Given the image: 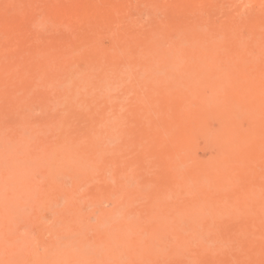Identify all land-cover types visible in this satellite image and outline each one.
Listing matches in <instances>:
<instances>
[{
    "label": "bare ground",
    "instance_id": "1",
    "mask_svg": "<svg viewBox=\"0 0 264 264\" xmlns=\"http://www.w3.org/2000/svg\"><path fill=\"white\" fill-rule=\"evenodd\" d=\"M39 1L0 0V264H264V0H248L256 9L247 12L229 7L219 23L185 14L211 0ZM133 3L149 10L147 26L131 19ZM51 27L67 32L57 38ZM132 72L160 180L171 181L155 187L146 216L118 201L108 171L103 189L86 192ZM58 106L92 121L73 135ZM211 115L222 124L220 153L199 164L191 142Z\"/></svg>",
    "mask_w": 264,
    "mask_h": 264
},
{
    "label": "rangeland",
    "instance_id": "2",
    "mask_svg": "<svg viewBox=\"0 0 264 264\" xmlns=\"http://www.w3.org/2000/svg\"><path fill=\"white\" fill-rule=\"evenodd\" d=\"M160 1H164V0H160ZM233 1L234 0H211V2L206 3L205 5L195 6L194 7L195 9H190L189 12L185 14L188 15L194 11L201 10L202 12L206 13L207 16L206 15L205 16L208 20L219 23L221 19L225 18L226 14L229 12L232 11L247 12L248 10H252L254 8L256 9L255 5L248 0H244L243 8L236 6L233 3ZM142 7L143 6H138L137 3L131 4L129 9L131 14V19L139 23L140 26L141 25L147 26V24L150 21L149 20L150 13L148 9H144V7L143 8ZM229 7L231 11H229ZM156 13L155 14L157 15L156 16L157 19L164 20V19H168V17H171L169 12L164 13L162 11H157ZM174 18L181 19L183 18V14L176 13L174 14ZM183 19H186V17H184ZM21 25L22 28L25 29V31L27 32L34 31V26L31 25L30 22H26V23L24 22V24L22 22ZM85 25L86 24L81 25V28L83 26L82 30L84 29ZM47 29H48L47 32L50 33L51 36L56 34L57 38H63L65 36L63 35V32L64 34L67 32V31L65 32V30L62 32V30L60 29V32L57 33V31H59V28L56 31L55 29L57 28L55 29L47 28ZM86 31H88L87 33L85 32L86 34L90 33V30L86 29ZM243 32L246 34L247 30L244 29ZM95 34H96L95 32L93 33L91 32V35H95ZM171 34L173 35L174 33ZM110 36L111 35L108 36V34L106 35V33L101 34L100 35L101 43L102 44L105 43L104 45L109 46L113 42V36L111 37ZM22 40H21V44H24V39ZM17 49L10 48V50L8 49L9 52L7 50V54L14 55V53L15 54L18 53ZM128 68L132 69L131 67ZM133 73L134 72H132L131 75L124 76V78L129 80L125 86L128 87L129 84V87L131 86L130 90L121 89L120 90L121 93H119L120 96H117V99H120L121 97L120 102L115 103V117L117 119L116 120L117 125L115 128V139L109 145L105 144L102 150L103 154L98 162V167H97L98 179L96 180V182L91 183L88 185V187H86V192L90 194L93 193L97 186L102 187L103 189L104 188L103 175L105 174V171H108V173L115 178V191L117 192L118 201L122 203V205H124L127 210L129 209L131 213L134 214L136 213L139 215L146 216L151 209V202L153 199V195H154L153 191L155 187L159 184V182H161L164 179H165V183H171V181L168 179L169 177H164V178L162 177V180H160L161 176L163 175L162 173L163 171L162 172L158 171L160 170V168H162L160 167L161 165H159L160 162H158L159 157L157 155V149L159 148L156 143H158V139L155 136V134L152 133L151 126L146 125L144 121L140 120V117L136 112L137 97L135 98L136 95L133 89L134 88L136 89V87L139 88L140 85L137 86V83L134 79L135 75ZM133 81H135V83H133ZM129 82L132 83V85ZM133 84H136V86ZM133 105L135 106L133 107ZM101 107L102 109H106V110L109 109L108 104L105 103L102 104ZM55 112L57 114L58 113L61 114L62 112H64L65 114L68 113L70 115L68 129L69 132L73 135H77L81 133L85 129V127L92 121L93 118L92 116L81 112L79 109H74V108H70L69 110L67 109L65 111L63 107L58 106V108L55 109ZM39 115H40V110H38V108L35 107L34 117L35 118L39 117ZM159 117H160V113L157 112H152L149 115V118L152 122L157 121ZM210 117L211 118H209L208 124L204 129L206 131L205 133H207L206 135L208 136L206 137L205 133L204 136L203 132L202 133L198 132L196 135H194L195 137H193L192 139L193 143L191 142L192 148L190 150L191 152H193L192 153V155L194 156L193 160L195 161L197 159L196 162L199 164L204 163L205 165H209L211 164V162L213 163L215 161L216 157L219 156L217 155V153L220 150V147L217 144L218 142L214 139L218 137L217 133L218 130L221 129L220 127H222L221 126L222 124H221V120H219L220 117H218L217 115L215 116L211 115ZM212 130H214V132L216 131V133H214ZM154 136L156 137V140ZM85 149L87 150L88 147L87 148L85 147ZM182 166L183 169H186L188 167V165H182ZM159 173L160 176L158 177ZM176 185L179 187L184 186V182L180 180L177 182ZM262 198L264 197H261V199ZM104 203H102L103 205L101 207L109 208L111 206V204L108 202H104ZM46 214L48 215L49 213L46 212ZM98 214L99 211H97L95 213V216L92 217L91 222H96ZM236 215H233L235 216V218L228 217L229 219H231V221H233V223L236 222L235 224L240 223V221L241 223H243L249 220V218H247L248 220L245 219L244 221L243 220L245 218L244 215H240L242 217ZM49 221L50 219L47 220V222ZM49 237L50 234L47 235V233H45L43 235L44 240L49 239Z\"/></svg>",
    "mask_w": 264,
    "mask_h": 264
}]
</instances>
